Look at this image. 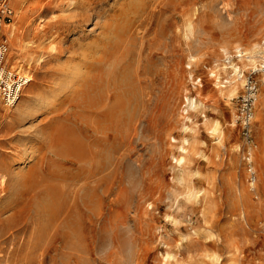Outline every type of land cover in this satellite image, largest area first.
<instances>
[{"label": "rangeland", "instance_id": "rangeland-1", "mask_svg": "<svg viewBox=\"0 0 264 264\" xmlns=\"http://www.w3.org/2000/svg\"><path fill=\"white\" fill-rule=\"evenodd\" d=\"M14 9L0 264H264V0Z\"/></svg>", "mask_w": 264, "mask_h": 264}, {"label": "built area", "instance_id": "built-area-1", "mask_svg": "<svg viewBox=\"0 0 264 264\" xmlns=\"http://www.w3.org/2000/svg\"><path fill=\"white\" fill-rule=\"evenodd\" d=\"M15 16L14 0H0V104L7 107H13L19 102L25 85L29 83V79L20 71L15 70L8 61L10 42L3 31L4 28L14 22ZM257 94L258 85L250 80L247 93L242 98L238 115V120L244 127V135L248 139L250 138V127L254 118L253 112ZM249 172L251 177L255 179L256 172L253 166L249 167Z\"/></svg>", "mask_w": 264, "mask_h": 264}, {"label": "bare ground", "instance_id": "bare-ground-1", "mask_svg": "<svg viewBox=\"0 0 264 264\" xmlns=\"http://www.w3.org/2000/svg\"><path fill=\"white\" fill-rule=\"evenodd\" d=\"M8 27H12V24H11L10 26H8ZM8 27H7V28H8ZM15 35H16V34H13V36H15ZM256 47H257V46H256ZM260 52H261V51H260ZM260 52H258V53H260ZM247 53H248V52H247ZM253 53H254V51H253ZM253 53H252L251 56L248 57V59H249L248 62H250V63H252V64L254 65L255 63H257V62H256L257 60H256L255 55H253ZM256 53H257V52H256ZM250 54H251V52H250ZM261 54H262V53H261ZM257 55H258V54H257ZM261 59H262V58H261ZM258 61H259V60H258ZM248 64H249V63H248ZM260 64H264V62H262V63L260 62ZM246 65H247V64H246ZM255 66H257V65H255ZM263 66H264V65H263ZM253 67H254V66H253ZM234 71H236V72L238 71V72H239V67H236V66H235V67H234ZM238 74H239V73H238ZM240 74H241V73H240ZM230 75H231V74H230ZM26 77H27V76H26ZM235 90H236V89L234 88V89H233V93L236 92ZM20 100H21V99H20ZM1 179H2V182L5 181V179H3V177H2Z\"/></svg>", "mask_w": 264, "mask_h": 264}]
</instances>
